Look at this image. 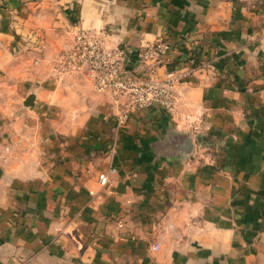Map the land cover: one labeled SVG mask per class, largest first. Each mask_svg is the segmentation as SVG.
<instances>
[{
    "label": "crops",
    "instance_id": "obj_1",
    "mask_svg": "<svg viewBox=\"0 0 264 264\" xmlns=\"http://www.w3.org/2000/svg\"><path fill=\"white\" fill-rule=\"evenodd\" d=\"M77 30L168 41L157 77L207 67L118 126L91 77L51 71ZM0 264H264V0H0Z\"/></svg>",
    "mask_w": 264,
    "mask_h": 264
},
{
    "label": "built area",
    "instance_id": "obj_2",
    "mask_svg": "<svg viewBox=\"0 0 264 264\" xmlns=\"http://www.w3.org/2000/svg\"><path fill=\"white\" fill-rule=\"evenodd\" d=\"M170 51V43L160 37L133 52L126 48H107L94 33L77 30L72 45L52 62L51 71L58 80L80 74L91 77L96 93L113 96L120 109L117 122L121 126L129 114L152 105L172 113L178 101L174 91L176 84L194 69L207 67V63L196 61L192 51H189L185 71L173 69L163 77L155 76V69L165 65ZM130 58H135L138 66L145 69L143 76L126 73L125 66ZM98 180L105 185L107 174H99Z\"/></svg>",
    "mask_w": 264,
    "mask_h": 264
},
{
    "label": "water",
    "instance_id": "obj_3",
    "mask_svg": "<svg viewBox=\"0 0 264 264\" xmlns=\"http://www.w3.org/2000/svg\"><path fill=\"white\" fill-rule=\"evenodd\" d=\"M23 105L29 109H33V105H34V96L32 94H29L28 96H26V98L24 99ZM182 156H188L191 151H192V144L189 140V137L186 135L185 139L183 140L182 144Z\"/></svg>",
    "mask_w": 264,
    "mask_h": 264
},
{
    "label": "rangeland",
    "instance_id": "obj_4",
    "mask_svg": "<svg viewBox=\"0 0 264 264\" xmlns=\"http://www.w3.org/2000/svg\"><path fill=\"white\" fill-rule=\"evenodd\" d=\"M15 108H17V107L13 106V107H12V110H14ZM98 181H99V180H98ZM99 184H100V183H99ZM100 185H101V184H100ZM101 186H104V185H101Z\"/></svg>",
    "mask_w": 264,
    "mask_h": 264
}]
</instances>
